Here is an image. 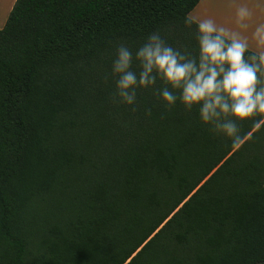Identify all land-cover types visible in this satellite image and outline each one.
Returning <instances> with one entry per match:
<instances>
[{
	"label": "trees",
	"instance_id": "obj_1",
	"mask_svg": "<svg viewBox=\"0 0 264 264\" xmlns=\"http://www.w3.org/2000/svg\"><path fill=\"white\" fill-rule=\"evenodd\" d=\"M199 2L16 1L0 29V264H264V125L238 122L233 150L195 108L140 89L133 113L103 79L117 42L153 31L196 55L183 21Z\"/></svg>",
	"mask_w": 264,
	"mask_h": 264
},
{
	"label": "clouds",
	"instance_id": "obj_2",
	"mask_svg": "<svg viewBox=\"0 0 264 264\" xmlns=\"http://www.w3.org/2000/svg\"><path fill=\"white\" fill-rule=\"evenodd\" d=\"M250 15L247 7L236 10L241 29L248 27ZM183 23L190 27L193 21L186 16ZM251 39L254 48L239 33L203 20L196 23V55L167 43L158 30L135 47L121 40L114 46L110 73L103 77L114 79L111 102L135 113L138 90L153 89L168 107L179 102L186 111L195 108L209 132L238 149L247 139L238 122L251 120L253 131L264 125V23L256 24ZM150 113L146 108L145 114Z\"/></svg>",
	"mask_w": 264,
	"mask_h": 264
},
{
	"label": "crops",
	"instance_id": "obj_3",
	"mask_svg": "<svg viewBox=\"0 0 264 264\" xmlns=\"http://www.w3.org/2000/svg\"><path fill=\"white\" fill-rule=\"evenodd\" d=\"M16 1L0 0V29L6 25ZM242 6L247 7L251 13L246 29H241L236 23V10ZM189 17L196 23L212 20L217 27L239 33L241 37L248 39L250 46L254 48L251 33L256 24L264 23V0H200Z\"/></svg>",
	"mask_w": 264,
	"mask_h": 264
}]
</instances>
